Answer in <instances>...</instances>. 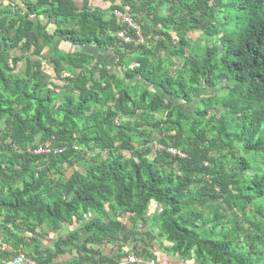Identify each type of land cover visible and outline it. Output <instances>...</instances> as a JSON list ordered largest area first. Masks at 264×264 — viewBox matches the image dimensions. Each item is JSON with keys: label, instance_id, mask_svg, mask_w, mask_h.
I'll return each mask as SVG.
<instances>
[{"label": "trees", "instance_id": "trees-1", "mask_svg": "<svg viewBox=\"0 0 264 264\" xmlns=\"http://www.w3.org/2000/svg\"><path fill=\"white\" fill-rule=\"evenodd\" d=\"M88 1L0 0V264H264V0Z\"/></svg>", "mask_w": 264, "mask_h": 264}, {"label": "rangeland", "instance_id": "rangeland-1", "mask_svg": "<svg viewBox=\"0 0 264 264\" xmlns=\"http://www.w3.org/2000/svg\"><path fill=\"white\" fill-rule=\"evenodd\" d=\"M97 3V1H95L93 4H96ZM169 6V5H168ZM171 8V7H170ZM167 9V8H166ZM60 41V39H54V44L55 45H57V46H59V47H61L63 44L61 43V42H59ZM63 48H65V49H70L72 46L71 45H68V44H64L63 46H62ZM217 48L218 49H220V47H218L217 46ZM89 52H91V53H93L94 55H96L97 56V54H96V51H94V49H87ZM101 51H103V50H101ZM44 54H45V52H44ZM43 64H44V71H45V74H46V80H50V79H52V78H56V73L53 71V69H52V67L51 66H49L48 65V63H44L43 62ZM106 64L108 65V67L110 68V69H113V67H114V65H112L111 64V62H109L108 60H107V62H106ZM24 67V63H21L20 64V66H19V68L20 69H22ZM150 88H152V89H154V90H156V91H158L163 97H165V98H167V96L165 95V94H163V92L159 89V88H155V87H153V86H151V85H149L148 83H146ZM210 91H211V89H202V90H200L198 93H197V95H202V94H208V93H210ZM212 91H214V89H212ZM174 103L176 104V105H178L180 108H182V109H184L185 111H189V112H191L192 111V109H193V105L192 104H186V103H184L182 100H175L174 101ZM84 167H85V163L83 162L82 164H81V166H80V169L82 170V168L84 169ZM249 173H251V171H249ZM153 206L150 208V213H149V216H148V219H147V223L145 224L146 225V227H144V225H138L137 226V229H136V232H138V235H137V237L140 239V238H142L141 240L142 241H145V245L146 246H149L150 247V238L148 237V235H144V231L146 230V228H148V229H152V232L155 234V233H157V231L155 230V229H153V223L151 224V216H152V212H153ZM90 217L88 216V217H85V219L84 220H87V219H89ZM123 221L124 222H126V226H127V228H130L132 225H131V222H130V220H129V218H128V214L127 215H125V217L123 218ZM74 226H76V225H74ZM48 230V228H45V231H47ZM68 230H69V228L68 227H64L63 229H62V234H65V233H67L68 232ZM48 234V236H46V237H43L42 238V244L43 245H47L49 242L47 241V239L49 240V239H53V238H55L56 237V233H52V232H48L47 233ZM142 243H139V246L140 247H142ZM152 246V245H151ZM154 246L155 247H153L152 248V250H153V252L158 256L157 257V260H158V263H157V260H156V264H174V263H176V264H180V260L178 259V257H175V256H171V254H169V252L168 251H166V250H164V249H162V247L161 246H159L157 243H154ZM105 251L108 253V254H111L112 253V250H110V248H105ZM28 256V255H27ZM133 256V255H132ZM71 257H70V255H67L66 257H65V260H67V259H70ZM119 259H121V260H124V261H126V262H128L126 259H127V257H125L124 258V255H122V256H120V257H118ZM149 264H151V261H149ZM190 264H192V262H190Z\"/></svg>", "mask_w": 264, "mask_h": 264}, {"label": "built area", "instance_id": "built-area-1", "mask_svg": "<svg viewBox=\"0 0 264 264\" xmlns=\"http://www.w3.org/2000/svg\"><path fill=\"white\" fill-rule=\"evenodd\" d=\"M114 15L118 18H120L123 22H127L131 24L133 27H136L132 22L129 17H127L125 14H123L120 10L114 11ZM119 36L124 37L122 32H119ZM52 149L48 145L41 147L39 149H35V153H43V152H50ZM172 152H176L174 149H169ZM59 151H61L59 149ZM128 262H137L141 261V259H138L134 256H128L127 258ZM8 264H39L35 259L27 256L24 252H18L15 254L11 260L8 262ZM151 264H156L155 261H151Z\"/></svg>", "mask_w": 264, "mask_h": 264}, {"label": "crops", "instance_id": "crops-1", "mask_svg": "<svg viewBox=\"0 0 264 264\" xmlns=\"http://www.w3.org/2000/svg\"><path fill=\"white\" fill-rule=\"evenodd\" d=\"M72 1L74 2L75 6L77 8H81V7L85 8L87 5L93 4L95 2V1L91 2L88 0H72ZM115 1L116 0H103L102 4L103 5H109L110 2L113 3ZM105 16H108V14H106ZM87 49H94V51H96L98 58L101 59L105 64L108 60L109 62H111L112 65H114L113 64L114 63V56H113L112 52L105 50V49L97 48V47H87ZM101 50H103V51H101Z\"/></svg>", "mask_w": 264, "mask_h": 264}]
</instances>
